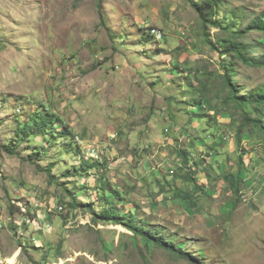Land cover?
I'll list each match as a JSON object with an SVG mask.
<instances>
[{"label":"rangeland","instance_id":"1","mask_svg":"<svg viewBox=\"0 0 264 264\" xmlns=\"http://www.w3.org/2000/svg\"><path fill=\"white\" fill-rule=\"evenodd\" d=\"M201 1L0 0V264H264V134L240 101L264 65L219 48L264 55V0H219L222 27ZM189 168L196 207L176 196Z\"/></svg>","mask_w":264,"mask_h":264},{"label":"trees","instance_id":"2","mask_svg":"<svg viewBox=\"0 0 264 264\" xmlns=\"http://www.w3.org/2000/svg\"><path fill=\"white\" fill-rule=\"evenodd\" d=\"M194 8L200 15L201 19L204 21V24H212L218 27H222V22L217 21L216 13L219 9V0H202L201 3H193ZM235 10V9H234ZM231 10L229 12L230 15H232L233 18L242 21L243 17L237 12V10ZM249 30L256 29L259 31H264V12H261L260 16L255 18L248 26ZM246 31L242 30H235L232 34L242 35ZM219 43V42H218ZM219 48L221 49V54L226 56L228 54H234L231 56V59L234 57L238 59L239 61H242L246 65H249L251 67H261L264 65V55H261L262 57H257L252 55V47L249 44H244L241 41H228L225 40L221 41ZM232 62V61H231ZM226 69L228 70L229 74L235 72L234 70V64L230 63L226 66ZM227 85L231 87L233 92H236L235 84L231 81V79H227ZM241 104L243 106H252V109L257 114L256 119H249L245 118L248 124H254L257 126L261 132L264 134V85L261 87H257L254 91H252L250 94L243 95V97L240 99ZM36 120L32 122V125H34ZM39 125H44L42 123H39ZM241 171L240 173L243 174L244 169V162L243 157H241ZM186 161V160H185ZM95 166L90 165V169L94 168ZM187 177L186 180L192 185V192L182 189H177L176 196L178 198H181L183 201L188 202L192 206L196 207V197L200 196L201 193H204L206 190L205 185L203 183H200V181L196 177H194V174L197 173L196 170L192 171V169H187ZM113 192V191H112ZM104 199L106 200V196H104ZM10 210L13 211V206L10 207ZM113 208L105 209L101 212V219L108 222H114L116 225H124L131 231H133L136 234L143 235L147 241H150L157 245H164L162 242L164 239L163 230L162 229H154V232L152 233L150 230L147 229V223L145 221L138 222L135 220V217H133L132 212H129L128 214H121L118 210L113 212ZM156 234H160L161 236L158 238L155 236ZM174 238L168 239L165 241L166 245H164L166 248L170 249L172 252L179 251V256H183V258H189V253H186L184 250L178 249L177 243L173 241ZM21 248H24V245H20Z\"/></svg>","mask_w":264,"mask_h":264},{"label":"built area","instance_id":"3","mask_svg":"<svg viewBox=\"0 0 264 264\" xmlns=\"http://www.w3.org/2000/svg\"><path fill=\"white\" fill-rule=\"evenodd\" d=\"M150 32L156 39L161 40L163 38L162 32L158 29L153 28Z\"/></svg>","mask_w":264,"mask_h":264},{"label":"clouds","instance_id":"4","mask_svg":"<svg viewBox=\"0 0 264 264\" xmlns=\"http://www.w3.org/2000/svg\"><path fill=\"white\" fill-rule=\"evenodd\" d=\"M196 264V263H195Z\"/></svg>","mask_w":264,"mask_h":264}]
</instances>
